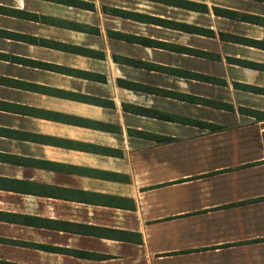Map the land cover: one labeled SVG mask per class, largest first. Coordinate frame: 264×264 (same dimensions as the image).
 <instances>
[{
	"label": "crops",
	"instance_id": "obj_1",
	"mask_svg": "<svg viewBox=\"0 0 264 264\" xmlns=\"http://www.w3.org/2000/svg\"><path fill=\"white\" fill-rule=\"evenodd\" d=\"M247 15L264 0H0V264H264Z\"/></svg>",
	"mask_w": 264,
	"mask_h": 264
},
{
	"label": "trees",
	"instance_id": "obj_2",
	"mask_svg": "<svg viewBox=\"0 0 264 264\" xmlns=\"http://www.w3.org/2000/svg\"><path fill=\"white\" fill-rule=\"evenodd\" d=\"M176 3H178L179 1H175ZM214 12L216 14H220V15H223V16H226V17H233V15H235L234 13L232 12H229V11H222V10H218V9H215ZM246 20L248 21H251L253 23H255L256 25H259L261 26L263 29H264V18H260V17H255V16H246ZM163 22H161L162 24ZM179 27V26H178ZM192 31L194 32H199L200 33V29H196V28H191ZM230 40H237V38H232L230 37L229 38ZM243 41L244 43H250L251 45H254L255 47L259 48V49H262L264 50V40L263 41H250L248 42L247 40H241ZM193 53L195 54H198V55H201L200 52H196V51H193ZM237 63H243L241 61H235ZM251 66H253L254 68H256L257 70H261V71H264V64H252ZM201 78V77H200ZM203 78V77H202ZM204 80H210L209 78H203ZM242 87V86H241ZM250 90H253L255 91L256 93H259V94H264V89H260V88H250ZM241 112L243 113H246L250 116H253L255 117L256 119H263L264 120V113H260V112H257V111H253V110H248V109H241ZM190 123H192L193 125H197L199 127H206L208 128L210 131L214 132L216 130L219 129V127L217 126H214V125H211V124H202V123H199V122H195V121H191ZM262 139H263V144H264V133H263V136H262Z\"/></svg>",
	"mask_w": 264,
	"mask_h": 264
},
{
	"label": "rangeland",
	"instance_id": "obj_3",
	"mask_svg": "<svg viewBox=\"0 0 264 264\" xmlns=\"http://www.w3.org/2000/svg\"><path fill=\"white\" fill-rule=\"evenodd\" d=\"M163 13V12H162Z\"/></svg>",
	"mask_w": 264,
	"mask_h": 264
}]
</instances>
